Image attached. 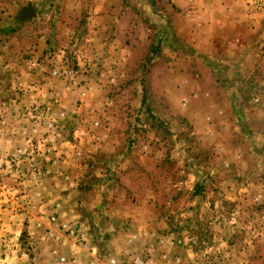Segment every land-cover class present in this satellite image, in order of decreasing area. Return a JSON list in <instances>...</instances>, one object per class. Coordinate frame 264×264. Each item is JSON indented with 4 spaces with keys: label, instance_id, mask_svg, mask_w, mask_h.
<instances>
[{
    "label": "rangeland",
    "instance_id": "374dc122",
    "mask_svg": "<svg viewBox=\"0 0 264 264\" xmlns=\"http://www.w3.org/2000/svg\"><path fill=\"white\" fill-rule=\"evenodd\" d=\"M79 263L264 264V0H0V264Z\"/></svg>",
    "mask_w": 264,
    "mask_h": 264
},
{
    "label": "water",
    "instance_id": "95a60500",
    "mask_svg": "<svg viewBox=\"0 0 264 264\" xmlns=\"http://www.w3.org/2000/svg\"><path fill=\"white\" fill-rule=\"evenodd\" d=\"M26 13L29 14V13H33V9L32 7H28L25 9Z\"/></svg>",
    "mask_w": 264,
    "mask_h": 264
},
{
    "label": "built area",
    "instance_id": "2783aa9c",
    "mask_svg": "<svg viewBox=\"0 0 264 264\" xmlns=\"http://www.w3.org/2000/svg\"><path fill=\"white\" fill-rule=\"evenodd\" d=\"M114 261L113 260H111V263H113ZM79 264H81V263H79Z\"/></svg>",
    "mask_w": 264,
    "mask_h": 264
}]
</instances>
